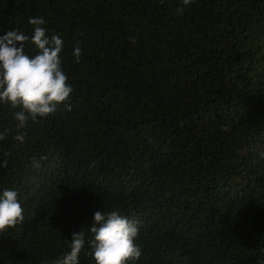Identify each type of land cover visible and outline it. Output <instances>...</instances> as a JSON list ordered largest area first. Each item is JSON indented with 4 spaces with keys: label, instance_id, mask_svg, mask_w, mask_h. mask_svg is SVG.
Returning <instances> with one entry per match:
<instances>
[{
    "label": "trees",
    "instance_id": "1",
    "mask_svg": "<svg viewBox=\"0 0 264 264\" xmlns=\"http://www.w3.org/2000/svg\"><path fill=\"white\" fill-rule=\"evenodd\" d=\"M30 16L73 91L22 128L0 103V187L25 209L0 264H55L100 207L139 221L132 264H264V0H0V34Z\"/></svg>",
    "mask_w": 264,
    "mask_h": 264
},
{
    "label": "clouds",
    "instance_id": "2",
    "mask_svg": "<svg viewBox=\"0 0 264 264\" xmlns=\"http://www.w3.org/2000/svg\"><path fill=\"white\" fill-rule=\"evenodd\" d=\"M190 3L191 0H182L184 6ZM28 22L32 26L30 35L17 28L0 34V103L18 109L13 113L18 128L28 121L45 118L61 104L70 109L67 101L73 91L62 67L63 37L59 33L48 34L42 16H30ZM29 44L36 49L35 54L25 52ZM81 54V48L75 46V62H80ZM0 138H3L2 133ZM260 155L264 157V153ZM18 196L14 188L0 187V232L24 220L25 209ZM88 231L90 240L82 229L72 232L68 250L55 264H79L86 244L92 264H132L143 254L136 242L139 221L122 214L118 208L96 209Z\"/></svg>",
    "mask_w": 264,
    "mask_h": 264
}]
</instances>
